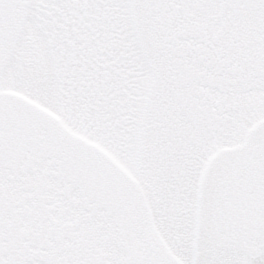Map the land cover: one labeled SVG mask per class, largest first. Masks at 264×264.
I'll use <instances>...</instances> for the list:
<instances>
[{
	"label": "snow or ice",
	"instance_id": "obj_1",
	"mask_svg": "<svg viewBox=\"0 0 264 264\" xmlns=\"http://www.w3.org/2000/svg\"><path fill=\"white\" fill-rule=\"evenodd\" d=\"M0 264H264V0H0Z\"/></svg>",
	"mask_w": 264,
	"mask_h": 264
}]
</instances>
